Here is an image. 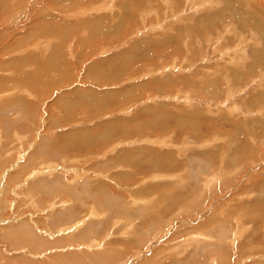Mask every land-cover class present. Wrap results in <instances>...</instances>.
<instances>
[{
	"label": "rangeland",
	"instance_id": "rangeland-1",
	"mask_svg": "<svg viewBox=\"0 0 264 264\" xmlns=\"http://www.w3.org/2000/svg\"><path fill=\"white\" fill-rule=\"evenodd\" d=\"M67 1L0 0V264H264V0Z\"/></svg>",
	"mask_w": 264,
	"mask_h": 264
},
{
	"label": "bare ground",
	"instance_id": "bare-ground-1",
	"mask_svg": "<svg viewBox=\"0 0 264 264\" xmlns=\"http://www.w3.org/2000/svg\"><path fill=\"white\" fill-rule=\"evenodd\" d=\"M59 1L60 0H56V3L57 4H59ZM74 1H78V2H86V0H74ZM74 1L73 0H68L67 2H66V4H68L67 5V8L68 9H71L73 6L72 5H70V4H72L73 3V5L75 4L74 3ZM91 1V0H90ZM155 4H156V2H155ZM76 7V6H75ZM95 8L93 9V11L95 12V11H98V10H103L105 7H107V6H100V4H96L95 6H94ZM110 8V7H109ZM74 10V9H73ZM71 12H72V9H71ZM79 13H81V12H79ZM83 13V12H82ZM90 14V13H89ZM83 16V15H82ZM88 19V18H87ZM37 22V21H36ZM36 22H35V24H36ZM94 22V21H93ZM89 23L90 22H87L86 23V25H85V27L84 28H86V27H89L90 25H89ZM83 26H84V24H82ZM95 25V24H94ZM80 28H82V26H80L79 28H78V30L77 31H81L82 29H80ZM94 28V27H93ZM88 32H90L91 30L89 29V30H87ZM126 33V32H125ZM84 36V35H83ZM110 37V36H109ZM22 38V37H21ZM33 44V45H32ZM31 45L34 47H36V45L34 44V43H31ZM38 46V45H37ZM29 48H31V46H29ZM25 49V48H24ZM36 48H34V50H35ZM28 50V49H27ZM33 50V49H32ZM259 55H261V54H259ZM262 56L264 57V54H263V52H262ZM259 57V56H258ZM48 68V67H47ZM259 70V69H258ZM49 71V70H48ZM109 71V70H108ZM107 71V72H108ZM116 71V70H115ZM11 71L9 70V74H8V76H10V73ZM45 72H47V71H45ZM253 72V71H252ZM109 73V72H108ZM6 74V73H5ZM46 74V73H45ZM111 75V74H110ZM106 76H108V75H106ZM4 81V82H3ZM10 80L7 78V82H9ZM0 82H3V84H0V86L2 87L4 84H5V82H6V79H2V81H0ZM8 85H10V82H9V84H5V87L6 86H8ZM3 88V87H2ZM202 89V88H201ZM199 92H201V91H199ZM202 93V92H201ZM215 93H213V95H214ZM212 96V95H211ZM263 98V100H264V97H262ZM217 99V98H216ZM260 99V98H259ZM253 102H255V101H253ZM252 104V103H251ZM195 118H197V117H195ZM192 119V118H191ZM190 123V122H189ZM200 123V122H199ZM260 123V122H259ZM169 124V123H168ZM167 123H166V125H168ZM159 125V124H158ZM200 126H201V123H200ZM209 126V125H208ZM207 126V127H208ZM164 127V126H163ZM167 128V127H166ZM180 128V127H179ZM184 128V127H183ZM215 129H216V126H211L210 128H209V130H211L212 132H214L215 131ZM264 129V128H263ZM161 130V129H160ZM168 130H170V129H168ZM178 130V129H177ZM159 131V130H158ZM190 131H192L196 136H197V134H198V137L200 138V139H204V141H205V139H206V137H205V134L204 133H202L201 132V130L200 129H198L197 128V126L195 125H192V130H190ZM255 131V130H254ZM180 132V131H179ZM146 133H147V131H146ZM256 133V132H255ZM263 134V133H262ZM252 134H250V136H251ZM253 136V135H252ZM156 155V154H155ZM160 160V159H159ZM162 162H163V159L161 160ZM197 161L199 162V160L197 159ZM201 162V161H200ZM160 161H158L157 162V164H154V166L156 167V169L157 170H161L160 169V167H162V166H160ZM174 164V163H173ZM152 166H153V164H151ZM171 166V165H170ZM173 167V166H172ZM166 168H168V167H166ZM163 169V168H162ZM171 169V168H170ZM163 170H165V169H163ZM195 180V179H194ZM193 180V181H194ZM196 180H197V178H196ZM139 183V182H138ZM264 184V183H263ZM168 187V186H167ZM173 187V186H172ZM264 187V186H263ZM158 189V188H157ZM181 198V197H180ZM191 205V204H190ZM106 209V208H105ZM193 209H196V208H193ZM193 209L191 208V210L193 211ZM169 212V211H168ZM194 213V212H193ZM246 213V212H245ZM160 217L162 216V215H159ZM128 217H130V216H128ZM159 218V217H158ZM163 218V217H162ZM162 218H159L158 220L159 221H163V219ZM130 219V218H129ZM156 221V220H155ZM154 222V221H153ZM162 223V222H161ZM219 223H220V221H219ZM156 224L157 225H159L160 223H158V221L156 222ZM155 224V225H156ZM152 225L154 226V223H152ZM156 225V227H158ZM164 225V224H163ZM153 226H151V227H153ZM99 227V226H98ZM102 227V226H101ZM155 227V228H156ZM151 229V228H150ZM153 230V229H152ZM156 230V229H155ZM103 253V252H102ZM102 253H100V255L102 254ZM99 255V254H98ZM102 256V255H101ZM100 256V257H101ZM96 257H97V253H96ZM69 258V257H68ZM84 259V258H83ZM88 261V260H87ZM75 262V261H74ZM92 262V261H91ZM99 262H101L99 259H98V264H99Z\"/></svg>",
	"mask_w": 264,
	"mask_h": 264
},
{
	"label": "crops",
	"instance_id": "crops-1",
	"mask_svg": "<svg viewBox=\"0 0 264 264\" xmlns=\"http://www.w3.org/2000/svg\"><path fill=\"white\" fill-rule=\"evenodd\" d=\"M147 1H149V0H144L143 1V3H146ZM227 5H228V9H227V11L226 12H228L229 13V11H232L233 13H232V17H226V16H223L221 13H217V12H211V14H205V15H203V19H208L209 20V18L210 19H212L211 20V22L212 23H214L215 21L216 22H219V20H220V18L225 22L226 20H227V18H228V20H232L233 18H234V16L237 14V12L235 11V10H233L232 9V6L229 4V3H226ZM225 10L223 9V11H220V12H224ZM219 18L218 20H214L213 18ZM214 20V21H213ZM142 22V21H141ZM232 23L234 22L233 20L231 21ZM137 23V22H136ZM151 23H154V22H151ZM238 24L240 25V26H242V24H240L239 22H238ZM218 26V25H217ZM210 32V31H209ZM214 32H216V31H214ZM163 159V157H160V160H162ZM173 187H175V186H173ZM167 233V232H166ZM218 253H220L219 252V250L217 251ZM113 254L114 253H111V252H109L108 254L106 253V257L107 258H111V260L113 259V258H115L114 256H113ZM215 254V253H214ZM214 254H212V255H214ZM113 256V257H112ZM94 261V260H93ZM153 264H155L154 262H152ZM173 263H175V261L173 262ZM167 264V263H166Z\"/></svg>",
	"mask_w": 264,
	"mask_h": 264
}]
</instances>
